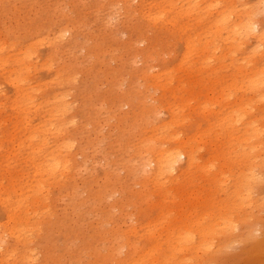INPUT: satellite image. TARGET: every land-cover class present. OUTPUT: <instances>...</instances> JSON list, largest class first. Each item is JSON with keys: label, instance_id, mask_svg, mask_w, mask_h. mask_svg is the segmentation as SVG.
<instances>
[{"label": "rangeland", "instance_id": "374dc122", "mask_svg": "<svg viewBox=\"0 0 264 264\" xmlns=\"http://www.w3.org/2000/svg\"><path fill=\"white\" fill-rule=\"evenodd\" d=\"M162 1L170 8L168 0H0V264H116L127 256L128 239L140 253L132 264H164L160 251L173 254L176 264H200L207 255L181 243L189 237L198 243L228 219L232 229L226 240L213 238L219 251L208 255L210 263L264 264V162L256 168L258 181L246 184L234 181L250 175L254 159L232 169L216 161L211 172L224 171L221 182L199 168L188 185L178 169L158 182L146 177L145 162L156 169L153 157L188 142L198 126L197 164L212 159L223 139L204 134L207 124L197 116L204 109L222 119L243 103L248 112L232 113L234 121L256 118L264 129V99L240 88V63L230 52L222 51L225 62L184 59L186 32L203 30L207 21L184 18L192 27L185 32L155 23L149 11ZM246 1L237 4L259 7L254 18L264 22V0ZM254 44L250 38L245 51ZM27 52L32 68L15 74ZM258 54L254 59L262 62ZM21 73H28L23 82ZM23 84L32 88L30 98L18 95ZM238 119L234 129L243 127ZM52 123L64 130L46 135ZM261 139L259 163L264 131ZM239 142H231L232 156L236 161L241 152L242 162ZM44 144L70 158L63 177L45 187L49 194L33 176ZM186 161L183 155L179 164ZM237 188L240 200L232 194ZM40 205L46 212L35 224ZM9 229L17 236L30 229L29 238L17 242ZM12 247V256L3 255ZM22 252L31 259L20 261Z\"/></svg>", "mask_w": 264, "mask_h": 264}, {"label": "bare ground", "instance_id": "6f19581e", "mask_svg": "<svg viewBox=\"0 0 264 264\" xmlns=\"http://www.w3.org/2000/svg\"><path fill=\"white\" fill-rule=\"evenodd\" d=\"M181 1L182 0H168L167 6H170V8L163 5V1L162 3H157V4L155 3L154 5L155 9L152 10L155 12L152 13V11L151 12L149 11V13L153 16V21H155V23L160 21L166 27H168L169 25L175 30L185 32L188 30H192V27H190L191 24H188V22L187 23L183 22L184 18L190 17L196 20L197 22L206 20L207 24L206 26H204L203 30H195L192 31V33L186 32V36L183 40L184 49H185L184 59L196 55L202 57L203 59L202 61L207 63L220 59L221 61L225 62L227 60V56H225V54H223L222 51L230 52V56H231L230 60H234L237 63H240L238 69V72L241 73L240 88H243V90L251 92L256 97L259 98V101H262L264 99V48H259V47H261L262 45H263L262 47H264V22L254 18V15L256 13V11L254 12V10L255 9L258 10L259 8L257 7L258 3L256 5L257 8L254 9L253 6L247 5V3L244 2L237 4L238 0H215L216 3H213V0H185L187 4L180 3ZM201 2H202V6L200 5ZM256 2L259 1L257 0ZM213 8H215L214 11H212ZM260 11L258 10L257 12ZM167 12H170L171 14L165 17ZM159 25L161 26V23ZM250 38H252L255 42V44L251 48L253 50L245 51L247 48L248 40ZM197 43H199V45H196ZM257 52H259V54ZM238 53L241 54L240 57H237ZM256 54L260 55V57L262 58V62L257 59H254ZM31 56H32L31 53L28 54L27 52L22 58L18 59L16 70L14 72L15 74H18V72L20 71H30V69L32 68V63H29L27 59L30 58ZM253 62L255 63L253 65H250ZM243 64L247 66L245 67V65ZM243 70L248 71L247 75H244ZM28 73H21L20 75L17 76V79L20 82L25 81L26 80L25 76ZM23 86H25V84L18 87L19 88L18 95L23 92H26L25 94L26 98H30L31 97L30 89L32 88H28L24 90ZM242 104L238 103L236 108L232 110H228L229 113L227 115L223 114L222 119L218 117V113H215L210 109H204L201 113L197 114V116L199 115L203 120V122L207 124V128L205 127L206 129L205 128L203 129L206 137H210L211 134H214L216 140L219 141V139H223L221 143L220 144L218 143L217 147L211 152L213 153L212 159L206 162L204 161L205 163L202 166H199L198 165L199 163L197 164L198 161L195 155L196 150L194 148V144L198 142L199 139L198 130H200V127L198 126L196 127V129L198 130L194 132V134L191 136L192 138L188 142L178 143V145L175 144L177 148H174L172 150H163L160 153L158 152L157 153L158 155H155L153 157V159L156 160L155 162L156 169L151 167L152 162H145L144 169L148 168L147 170L148 174H146V177L151 182H156V181L158 182L160 181L161 179L160 177L162 175L169 173L172 174L175 170L177 171L178 169V172H180L182 178H184L182 183L188 185L190 182H188L186 178H189V176L193 174L192 172L196 168H199L198 172H200V174H205L206 176L212 175V179L215 177L213 181L216 182V181H220L221 179L220 174L224 172V171L223 172L219 171L218 174L211 172V169L215 167L216 161L223 160V165H225L229 169H232L235 166L240 167L243 165L245 167L244 162L254 159L252 165H250V167L247 169L245 168L247 172L250 171V175L247 173V175L244 178H242L241 175H238L235 178L234 182L236 185H238V183L246 184L249 183L250 181L253 182L258 181L255 180L256 178H258L257 175H259L256 173V168L260 167L264 162V160L261 161L260 163L257 161L260 155V153H258V150L260 148V145L262 144V139L260 140V137L262 136L264 129L256 118H253V120L251 119L243 122L245 119L243 117L239 119L236 118L239 120V122H243V127L240 129H234L233 122H236V119L235 121L233 119L234 114L237 115L238 113V115H241L244 111H245L244 113H246L247 111L246 109L247 107L245 106L246 108H244ZM225 108H227V106ZM244 113L242 114V116L244 115ZM212 119L214 120L212 121ZM52 126H53L52 129L46 130V135L48 133L50 135H57L60 134V132H62L61 130H64V127L61 126L59 127L57 124L52 123ZM236 139L237 140L239 139L240 141L239 143H241L242 145L244 151L243 152L244 158L246 156L245 161L240 162L238 160L239 154H241V152L238 153L237 160L234 161L235 158L232 156V154L234 153V149H232L233 147L231 142ZM202 141H204V139H202ZM206 143L207 141L205 140L203 144ZM44 145L45 146L42 148L41 153L36 158H34L33 176L34 178L37 177L39 178L38 187H37L39 191H46L47 194H49V188L45 189V187L49 184L50 179L58 180L63 177V174L69 168L70 158L68 155L66 156L62 155V152L60 154H57L58 151H55L57 150V147L51 150V148L53 147L48 148L47 144ZM57 145L59 146V144ZM183 155H185L187 159L185 165L179 164L182 160ZM220 164L222 165V162ZM200 178H204V176H200ZM194 186H196V184H194ZM194 186L190 184L189 188H193ZM11 187H13V185ZM244 191H246V189H244ZM232 194L234 197H236V200L242 199L243 196L242 192H240L238 188L233 189ZM34 204L36 205L38 203H34ZM42 207L45 208V206L40 205L37 209L38 216L36 218L35 224L39 222L38 218H40L42 214L46 212L45 210L44 211L42 210ZM8 219L10 221V216L7 217V222H9ZM232 222H233L232 219H228L225 222L218 224L220 225L219 228L210 227V231L208 230L209 237L202 238L200 236L198 238V243H195V239L192 237H189L187 239L184 238L186 239L185 241H183L184 239L179 240V241H183V243H181V246L182 247L198 246L199 250H202L203 253L207 255V258L204 261H202L200 264H209L211 262L210 258H212V256L211 255L208 256V255L216 251L217 252L219 251L216 249L213 250L214 247L213 238L219 237L218 239H220L222 237V240H226L227 233L230 232V227L233 224ZM8 231L11 234V237L17 242H25L29 238L28 236L26 237L24 236L30 233V229H27L26 231L27 233L24 236L22 235L17 236L14 230L11 232L9 229ZM137 244L138 242L135 239H128V243L124 245L128 251L127 256L122 260L117 259L115 263L132 264L134 262H139L140 253L138 251L139 247H137ZM2 245L3 242L0 236V248L2 247ZM226 246L224 245V248ZM222 247L223 245L221 246V248ZM13 248L16 247H12V249L6 250V252L3 255L12 256L15 253V249ZM20 254H21V256L19 257L20 261L27 262L31 259V255L28 254V252L25 253L22 252ZM168 254L169 253L166 251H160V257L162 258L163 263L176 264V261L172 260L174 259V255L171 254V256L168 258L167 257ZM183 264H187V263L185 262Z\"/></svg>", "mask_w": 264, "mask_h": 264}]
</instances>
